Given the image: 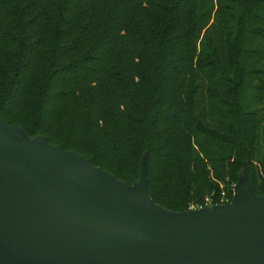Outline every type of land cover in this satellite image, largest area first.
<instances>
[{"label": "trees", "instance_id": "trees-1", "mask_svg": "<svg viewBox=\"0 0 264 264\" xmlns=\"http://www.w3.org/2000/svg\"><path fill=\"white\" fill-rule=\"evenodd\" d=\"M259 8L264 0H0V118L127 184L146 154L148 195L173 211L229 202L244 164L261 195Z\"/></svg>", "mask_w": 264, "mask_h": 264}, {"label": "water", "instance_id": "water-1", "mask_svg": "<svg viewBox=\"0 0 264 264\" xmlns=\"http://www.w3.org/2000/svg\"><path fill=\"white\" fill-rule=\"evenodd\" d=\"M0 264H264V193L240 170L232 199L173 211L0 118Z\"/></svg>", "mask_w": 264, "mask_h": 264}, {"label": "rangeland", "instance_id": "rangeland-1", "mask_svg": "<svg viewBox=\"0 0 264 264\" xmlns=\"http://www.w3.org/2000/svg\"><path fill=\"white\" fill-rule=\"evenodd\" d=\"M254 12H257L260 16H263V15H264V11H263V9H261V8L255 10ZM261 44H262L261 42H254V43H248V44H246L247 48L250 49V56L252 55L251 50H254L253 52H255V49L257 50V52L260 51V45H261ZM250 58H251V57H250ZM251 62H252V60L247 61V64L250 65V68H253V67L251 66ZM205 200H206V199H205Z\"/></svg>", "mask_w": 264, "mask_h": 264}, {"label": "built area", "instance_id": "built-area-1", "mask_svg": "<svg viewBox=\"0 0 264 264\" xmlns=\"http://www.w3.org/2000/svg\"><path fill=\"white\" fill-rule=\"evenodd\" d=\"M210 200L207 198L206 200H205V202H204V205L203 206H195L194 208H199V207H206V206H210Z\"/></svg>", "mask_w": 264, "mask_h": 264}]
</instances>
